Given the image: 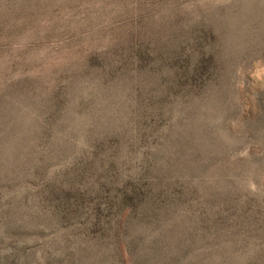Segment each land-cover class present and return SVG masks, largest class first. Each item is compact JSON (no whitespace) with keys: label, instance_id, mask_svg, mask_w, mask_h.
Returning a JSON list of instances; mask_svg holds the SVG:
<instances>
[{"label":"rangeland","instance_id":"rangeland-1","mask_svg":"<svg viewBox=\"0 0 264 264\" xmlns=\"http://www.w3.org/2000/svg\"><path fill=\"white\" fill-rule=\"evenodd\" d=\"M0 264H264V0H0Z\"/></svg>","mask_w":264,"mask_h":264}]
</instances>
